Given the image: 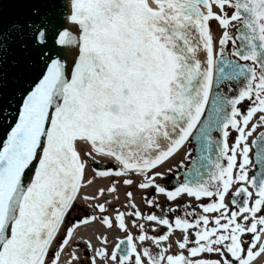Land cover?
Masks as SVG:
<instances>
[{
    "label": "snow or ice",
    "instance_id": "6c2138e0",
    "mask_svg": "<svg viewBox=\"0 0 264 264\" xmlns=\"http://www.w3.org/2000/svg\"><path fill=\"white\" fill-rule=\"evenodd\" d=\"M0 264H264V0H0Z\"/></svg>",
    "mask_w": 264,
    "mask_h": 264
},
{
    "label": "bare ground",
    "instance_id": "6f19581e",
    "mask_svg": "<svg viewBox=\"0 0 264 264\" xmlns=\"http://www.w3.org/2000/svg\"><path fill=\"white\" fill-rule=\"evenodd\" d=\"M216 34H217V36H219L220 33H217V31H216ZM105 162L107 163V161H105ZM89 174L91 175V167H90V166H89ZM107 184H108V181H107V180H97V181L94 183V185L92 186V188L89 189V191H94L95 188H96L97 186H100V185H107ZM123 191H124V189L121 188V199H120V202H121V203L124 202ZM135 195H136V202H137V203H140V200H139V194L136 193ZM142 210H143V209H142ZM97 228H98V226H97ZM81 231L83 232V234H85V235H87V236H91L92 233H93V229H89V230H87L86 232H85L84 230H81ZM100 231H103V229H100ZM116 233H117L116 231H113V232H111V233L108 234V235H109V240H110V241H114V238H115L117 235H119V234H116ZM94 243H95V241H94ZM62 260H63V257H62Z\"/></svg>",
    "mask_w": 264,
    "mask_h": 264
},
{
    "label": "rangeland",
    "instance_id": "374dc122",
    "mask_svg": "<svg viewBox=\"0 0 264 264\" xmlns=\"http://www.w3.org/2000/svg\"><path fill=\"white\" fill-rule=\"evenodd\" d=\"M215 31H217V33H219V30H215ZM258 130H259V129H257V132H258ZM254 135H255V134H254ZM160 199H162V197H161ZM189 202H191V203H193V204L196 203L194 200H192V198H190V201H189ZM204 202H207V201H204Z\"/></svg>",
    "mask_w": 264,
    "mask_h": 264
},
{
    "label": "flooded vegetation",
    "instance_id": "af4514ba",
    "mask_svg": "<svg viewBox=\"0 0 264 264\" xmlns=\"http://www.w3.org/2000/svg\"><path fill=\"white\" fill-rule=\"evenodd\" d=\"M251 174H252V173L250 172V175H251ZM161 201L164 202V198H163V197H162ZM184 201H185V200H182L181 203H184ZM185 202H186V201H185ZM116 234H119V235H120V233H118V232H117ZM117 236H118V235H117Z\"/></svg>",
    "mask_w": 264,
    "mask_h": 264
},
{
    "label": "water",
    "instance_id": "95a60500",
    "mask_svg": "<svg viewBox=\"0 0 264 264\" xmlns=\"http://www.w3.org/2000/svg\"><path fill=\"white\" fill-rule=\"evenodd\" d=\"M183 178V177H182Z\"/></svg>",
    "mask_w": 264,
    "mask_h": 264
}]
</instances>
